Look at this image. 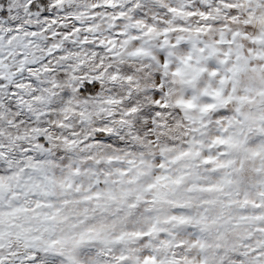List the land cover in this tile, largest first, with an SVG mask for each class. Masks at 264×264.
Masks as SVG:
<instances>
[{"label":"snow or ice","instance_id":"6c2138e0","mask_svg":"<svg viewBox=\"0 0 264 264\" xmlns=\"http://www.w3.org/2000/svg\"><path fill=\"white\" fill-rule=\"evenodd\" d=\"M0 264H264V0H0Z\"/></svg>","mask_w":264,"mask_h":264}]
</instances>
